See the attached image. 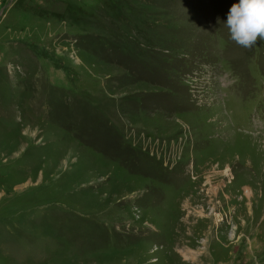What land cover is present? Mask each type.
Instances as JSON below:
<instances>
[{
	"label": "rangeland",
	"instance_id": "obj_1",
	"mask_svg": "<svg viewBox=\"0 0 264 264\" xmlns=\"http://www.w3.org/2000/svg\"><path fill=\"white\" fill-rule=\"evenodd\" d=\"M238 2L0 0V264H264Z\"/></svg>",
	"mask_w": 264,
	"mask_h": 264
},
{
	"label": "clouds",
	"instance_id": "obj_2",
	"mask_svg": "<svg viewBox=\"0 0 264 264\" xmlns=\"http://www.w3.org/2000/svg\"><path fill=\"white\" fill-rule=\"evenodd\" d=\"M230 39L238 46L252 49L264 40V0H239L227 13Z\"/></svg>",
	"mask_w": 264,
	"mask_h": 264
},
{
	"label": "trees",
	"instance_id": "obj_3",
	"mask_svg": "<svg viewBox=\"0 0 264 264\" xmlns=\"http://www.w3.org/2000/svg\"><path fill=\"white\" fill-rule=\"evenodd\" d=\"M80 140L84 142V139H83V138H82V139H80Z\"/></svg>",
	"mask_w": 264,
	"mask_h": 264
}]
</instances>
